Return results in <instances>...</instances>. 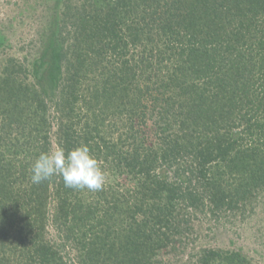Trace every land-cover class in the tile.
I'll use <instances>...</instances> for the list:
<instances>
[{
	"label": "trees",
	"instance_id": "1",
	"mask_svg": "<svg viewBox=\"0 0 264 264\" xmlns=\"http://www.w3.org/2000/svg\"><path fill=\"white\" fill-rule=\"evenodd\" d=\"M52 10L30 61L0 36V264H253L195 230L264 193V0ZM81 145L102 190L32 183L41 153Z\"/></svg>",
	"mask_w": 264,
	"mask_h": 264
},
{
	"label": "rangeland",
	"instance_id": "2",
	"mask_svg": "<svg viewBox=\"0 0 264 264\" xmlns=\"http://www.w3.org/2000/svg\"><path fill=\"white\" fill-rule=\"evenodd\" d=\"M53 4L54 0H0V36L8 56L31 60L44 38ZM259 202L243 222L228 226L199 224L195 230L197 245L239 251L253 264H264V193Z\"/></svg>",
	"mask_w": 264,
	"mask_h": 264
},
{
	"label": "clouds",
	"instance_id": "3",
	"mask_svg": "<svg viewBox=\"0 0 264 264\" xmlns=\"http://www.w3.org/2000/svg\"><path fill=\"white\" fill-rule=\"evenodd\" d=\"M62 178L64 186L74 190L100 191L106 176L100 162L87 145L66 153L63 147L41 153L31 167V181L40 184L53 177Z\"/></svg>",
	"mask_w": 264,
	"mask_h": 264
}]
</instances>
